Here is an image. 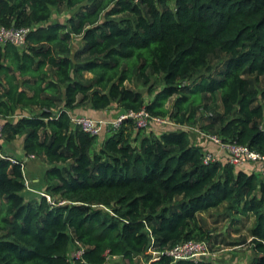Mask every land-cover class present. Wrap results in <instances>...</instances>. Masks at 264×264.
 I'll use <instances>...</instances> for the list:
<instances>
[{"label": "trees", "instance_id": "16d2710c", "mask_svg": "<svg viewBox=\"0 0 264 264\" xmlns=\"http://www.w3.org/2000/svg\"><path fill=\"white\" fill-rule=\"evenodd\" d=\"M62 6L74 11L51 22ZM0 24L33 26L23 49L0 45L2 138L49 164L53 199L26 200L28 171L0 158V264H215L149 254L186 240L245 245L264 264V174L191 132L264 154V0H0ZM83 106L191 129L127 120L99 143L71 121ZM221 205L254 216L250 239L214 233L202 213Z\"/></svg>", "mask_w": 264, "mask_h": 264}, {"label": "built area", "instance_id": "2783aa9c", "mask_svg": "<svg viewBox=\"0 0 264 264\" xmlns=\"http://www.w3.org/2000/svg\"><path fill=\"white\" fill-rule=\"evenodd\" d=\"M33 30V26H7L0 24V45L4 46L8 43L17 46L19 49H23L27 43L29 33ZM71 121L74 125L79 126L84 132L93 136H102L111 134L113 131H117L121 128L123 123L127 120H131L136 130L148 131L145 134L154 132L160 134L161 132L172 127H186L175 123L168 116L163 117L160 115L152 114L146 107H142L138 110H121L118 114L112 116L110 119L95 118L88 115L68 112ZM187 129H191L186 127ZM156 129H161L159 132ZM3 137V123H0V158L8 159L12 163H20L23 173H25V165L28 160L34 159L35 155L29 154L24 159H18L7 154L2 147L1 139ZM214 143H216L222 150L226 152V161L233 164L236 167L251 165L253 172L264 174V154L249 148L248 145L239 143H223L220 138L216 136H209ZM211 159L207 157L205 162H209ZM256 170V171H255ZM25 186L29 191H33L31 188L28 177L24 175ZM35 191V190H34ZM41 196H45L48 201L53 203L52 197L41 191ZM80 245L79 242H77ZM84 249L83 247L76 250L74 256L80 258ZM155 255L154 258H158L160 254H167L171 256L174 261L178 260H192L199 261L206 256H212L213 252L209 249L206 241L186 240L177 243L174 247L167 249L165 252L152 251ZM73 264V263H71Z\"/></svg>", "mask_w": 264, "mask_h": 264}, {"label": "rangeland", "instance_id": "374dc122", "mask_svg": "<svg viewBox=\"0 0 264 264\" xmlns=\"http://www.w3.org/2000/svg\"><path fill=\"white\" fill-rule=\"evenodd\" d=\"M73 11L74 10H72V12ZM72 12L69 11L65 7H61V9L54 8L51 22H65V20L72 14ZM74 41H76L74 48H77L81 45V40L79 37H77L76 40ZM87 76H91V74L87 73ZM146 88L147 87H145L144 89L146 90ZM145 93L147 96L146 98L149 99L151 96L148 94L147 91ZM174 99L175 97H173L170 102H172ZM146 132L148 131L145 130L143 131L142 134H145ZM109 135L110 134L108 133L106 136H109ZM101 137L102 136H98L99 143L104 141V140L103 141L101 140L102 139ZM199 138L201 139L200 136ZM3 140L4 139L2 138L1 143L3 142ZM4 143H7V144L11 143L13 148L18 151L24 149L20 147V141L18 140V138H15L12 141L5 140ZM38 162L42 163L44 167L43 170L46 172V170L49 167V164H47V162H45L44 160L40 158H38ZM244 166L247 167V165H244ZM241 167L244 168L243 166H239V167H236L235 169H239ZM252 169L253 168H251V171H249V173L253 171ZM45 172L42 173V178H43L42 183L45 182L44 181ZM28 179H29V176H28ZM29 182H30L31 188L34 190L36 189L35 191L33 190L34 191L33 193L35 196H40L41 191H45L44 189L35 187L32 184L30 179H29ZM37 190H41V191H37ZM27 196H28L27 199L29 200V194ZM202 216L206 218V221L208 222L209 226L215 229L214 233L224 234L227 241L234 242V240H237L238 238L243 237V236H248L249 239L251 238L249 232H250L251 227L255 223L254 216H251V215L242 216L236 213L229 214L226 212L225 205H221L218 208L207 210L202 213ZM213 252L214 253L212 256H206L204 260L208 259L207 261H211L215 264H249V262L251 261L253 257V252L248 248V246H245V245L227 246V245L215 244ZM149 254H151L152 257H155L152 251H149ZM117 260H118L117 262H121L122 264L127 263V259L125 261L123 259H117ZM220 260H222L223 262H221ZM145 262L146 261L142 259L140 264H145Z\"/></svg>", "mask_w": 264, "mask_h": 264}, {"label": "crops", "instance_id": "0c3cea01", "mask_svg": "<svg viewBox=\"0 0 264 264\" xmlns=\"http://www.w3.org/2000/svg\"><path fill=\"white\" fill-rule=\"evenodd\" d=\"M62 7H64V6H62ZM75 42L76 41L73 42V49H75L74 48ZM115 108H117V107L110 108V109H107V110H95V109L90 108L89 106H83V107H79V108L74 109L72 112L78 113V114L92 116V117H95V118L110 119L112 116L118 114L119 111H120L118 108L117 109H115ZM18 117H19V115H15V116L10 117V119L11 120H16ZM2 122H5V119L0 118V123H2ZM178 129H187V128L178 126ZM160 130L161 129H158V130L156 129L157 132H159ZM191 132H193L194 134L197 135L198 141H199V136L198 135H200L201 136V139H200L201 142L200 143L202 145H204V146L209 147V149L213 153H215V155L218 157V159H221L223 162L226 161V157L227 156H226V152L224 150H222L221 148L216 146L211 141H207L206 140L207 138L204 135H201L199 130L194 129V131H191ZM202 136H203V138H202ZM106 137H107L106 133H103V135L101 137L102 138L101 140L103 141ZM17 138L20 141V147L23 148L24 137H17ZM4 142H5V140H3V142H2V146L4 148V151L7 154H9V155H11L13 157H16L18 159H24L27 156V154H26L24 149L18 151V150L13 148L11 143L7 144V143H4ZM41 165H42V163H39L38 162V158L35 157L34 159L28 160L26 165H25V167H26V170L28 171L29 179L31 180L32 184L35 187H37V188L45 190V182L42 183V181H43L42 173H44L45 171L43 170L44 169L43 165L42 166ZM243 167L244 168L241 167V168H239L237 170H244V171L249 172V171H251V168H252L250 165L247 166V167L246 166H243ZM41 183H42V185H41ZM37 191H41V190H37ZM33 192L34 191L31 192V191H29L27 189L24 191V195H25L26 200H28L27 199V197H28L27 195L28 194H29V200L39 199L40 198V196H35Z\"/></svg>", "mask_w": 264, "mask_h": 264}, {"label": "water", "instance_id": "95a60500", "mask_svg": "<svg viewBox=\"0 0 264 264\" xmlns=\"http://www.w3.org/2000/svg\"><path fill=\"white\" fill-rule=\"evenodd\" d=\"M60 168H62V166H59Z\"/></svg>", "mask_w": 264, "mask_h": 264}, {"label": "clouds", "instance_id": "9594fccd", "mask_svg": "<svg viewBox=\"0 0 264 264\" xmlns=\"http://www.w3.org/2000/svg\"><path fill=\"white\" fill-rule=\"evenodd\" d=\"M45 192V191H44ZM41 196V195H40Z\"/></svg>", "mask_w": 264, "mask_h": 264}]
</instances>
